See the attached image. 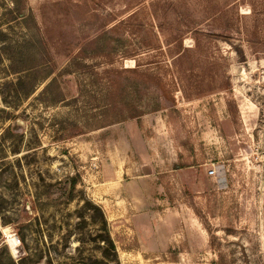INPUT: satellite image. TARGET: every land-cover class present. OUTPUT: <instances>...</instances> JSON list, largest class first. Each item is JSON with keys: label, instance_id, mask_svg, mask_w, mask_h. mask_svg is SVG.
Masks as SVG:
<instances>
[{"label": "rangeland", "instance_id": "374dc122", "mask_svg": "<svg viewBox=\"0 0 264 264\" xmlns=\"http://www.w3.org/2000/svg\"><path fill=\"white\" fill-rule=\"evenodd\" d=\"M108 261L264 264V0H0V264Z\"/></svg>", "mask_w": 264, "mask_h": 264}, {"label": "trees", "instance_id": "16d2710c", "mask_svg": "<svg viewBox=\"0 0 264 264\" xmlns=\"http://www.w3.org/2000/svg\"><path fill=\"white\" fill-rule=\"evenodd\" d=\"M71 183H72V187H74L75 186V180H72L70 182V184ZM97 209L103 215L102 210L100 208H97ZM105 225H106L105 230L107 232V236L105 238V241L107 243L106 256L108 257L109 261L111 262V261H113V259H110V258H113L116 256V245H115L113 239L111 238L109 227H108V222L106 220H105ZM115 260H117V259H115ZM109 261L107 262V264H110ZM118 264H120V263L118 262Z\"/></svg>", "mask_w": 264, "mask_h": 264}, {"label": "built area", "instance_id": "2783aa9c", "mask_svg": "<svg viewBox=\"0 0 264 264\" xmlns=\"http://www.w3.org/2000/svg\"><path fill=\"white\" fill-rule=\"evenodd\" d=\"M216 173H217V171H216L215 166H213L212 168H210V169L208 170V172H207L208 176H212V177L215 176Z\"/></svg>", "mask_w": 264, "mask_h": 264}, {"label": "water", "instance_id": "95a60500", "mask_svg": "<svg viewBox=\"0 0 264 264\" xmlns=\"http://www.w3.org/2000/svg\"><path fill=\"white\" fill-rule=\"evenodd\" d=\"M16 122H17V124H21L22 126H24V124H25L24 121H22L20 119H18Z\"/></svg>", "mask_w": 264, "mask_h": 264}]
</instances>
